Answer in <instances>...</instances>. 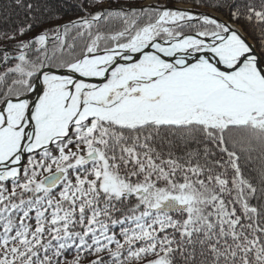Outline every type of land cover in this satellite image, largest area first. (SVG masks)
Here are the masks:
<instances>
[{
    "label": "snow or ice",
    "instance_id": "obj_1",
    "mask_svg": "<svg viewBox=\"0 0 264 264\" xmlns=\"http://www.w3.org/2000/svg\"><path fill=\"white\" fill-rule=\"evenodd\" d=\"M15 4L31 22L0 30V264H264V163H246L264 160V0H220L228 19Z\"/></svg>",
    "mask_w": 264,
    "mask_h": 264
},
{
    "label": "trees",
    "instance_id": "obj_2",
    "mask_svg": "<svg viewBox=\"0 0 264 264\" xmlns=\"http://www.w3.org/2000/svg\"><path fill=\"white\" fill-rule=\"evenodd\" d=\"M146 1H151L152 4H165L170 7H174L175 4L191 5L193 9H204L205 11L212 10L220 14L223 18L228 19L226 15V9L221 12L214 5L220 2V0H104V5H111L115 7L117 4H144ZM29 2V0H24V3ZM50 8L53 12L61 15L64 21L72 20L78 16L84 15V12L78 7L81 0H47ZM87 7V3L85 4ZM97 8H89V11L95 12ZM36 15V13H32ZM31 22L29 18V13L23 8L15 4V0H0V30L4 29H14L18 26H23L25 23ZM47 26V25H44ZM241 26L245 27L246 33L249 34V38L255 43L254 37L250 35V26H245L241 23ZM40 31V28H35L33 31L27 33L25 39L35 35ZM247 166L250 171L258 172L260 165L264 163L261 159L260 153L253 152L251 154V159L246 161Z\"/></svg>",
    "mask_w": 264,
    "mask_h": 264
},
{
    "label": "rangeland",
    "instance_id": "obj_3",
    "mask_svg": "<svg viewBox=\"0 0 264 264\" xmlns=\"http://www.w3.org/2000/svg\"><path fill=\"white\" fill-rule=\"evenodd\" d=\"M149 3H152V2H151V1H146V2H144V4H149ZM181 6H185V7L189 8V9H192L193 11H198V12H200V13H206V14H207V13H210V14H213V15H217V16H220L221 19H225V18H223L220 14H218V13L212 11V10L205 11L203 8H202V9H193L191 5L175 4L174 8H175V7H176V8H181ZM249 39H250V38H249Z\"/></svg>",
    "mask_w": 264,
    "mask_h": 264
},
{
    "label": "bare ground",
    "instance_id": "obj_4",
    "mask_svg": "<svg viewBox=\"0 0 264 264\" xmlns=\"http://www.w3.org/2000/svg\"><path fill=\"white\" fill-rule=\"evenodd\" d=\"M181 8H187V7H185V6H181Z\"/></svg>",
    "mask_w": 264,
    "mask_h": 264
},
{
    "label": "water",
    "instance_id": "obj_5",
    "mask_svg": "<svg viewBox=\"0 0 264 264\" xmlns=\"http://www.w3.org/2000/svg\"><path fill=\"white\" fill-rule=\"evenodd\" d=\"M176 8V7H175ZM194 12H196V13H200V12H198V11H194Z\"/></svg>",
    "mask_w": 264,
    "mask_h": 264
}]
</instances>
